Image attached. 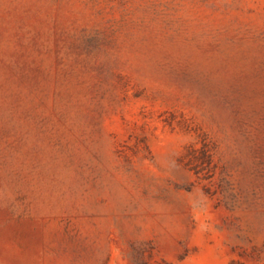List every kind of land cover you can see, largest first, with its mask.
<instances>
[{
	"label": "rangeland",
	"instance_id": "rangeland-1",
	"mask_svg": "<svg viewBox=\"0 0 264 264\" xmlns=\"http://www.w3.org/2000/svg\"><path fill=\"white\" fill-rule=\"evenodd\" d=\"M0 264H264V0H0Z\"/></svg>",
	"mask_w": 264,
	"mask_h": 264
}]
</instances>
